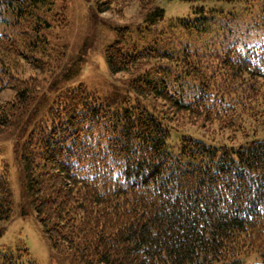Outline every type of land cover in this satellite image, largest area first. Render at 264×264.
Wrapping results in <instances>:
<instances>
[{"label": "trees", "instance_id": "16d2710c", "mask_svg": "<svg viewBox=\"0 0 264 264\" xmlns=\"http://www.w3.org/2000/svg\"><path fill=\"white\" fill-rule=\"evenodd\" d=\"M51 1L0 0V90L17 86L0 110V129L12 128L38 93L36 79L17 77L11 59L35 64L32 55L48 50L45 8ZM153 1L141 0L142 7ZM249 3L263 12L257 24L264 28V0ZM194 7V16L178 25L189 35L209 33L222 16L218 8ZM164 13L152 10L146 22L153 26ZM232 22H224L228 30ZM246 31L222 48L211 73L194 72L190 51H129L120 36L106 51L113 74L136 72L151 58L172 65L139 73L128 91L114 84L104 97L84 84L50 90L55 96L48 110L33 113L36 128L22 161L27 204L55 250L70 252L75 264H264V138L235 147L183 135L175 152L166 113L146 104L148 97L163 99L238 129L264 117V36L254 44ZM14 204L4 167L0 221L12 218ZM2 264L37 263L23 246L3 255Z\"/></svg>", "mask_w": 264, "mask_h": 264}, {"label": "rangeland", "instance_id": "374dc122", "mask_svg": "<svg viewBox=\"0 0 264 264\" xmlns=\"http://www.w3.org/2000/svg\"><path fill=\"white\" fill-rule=\"evenodd\" d=\"M111 1L114 2L111 4ZM249 1L229 3L213 0L192 4L183 0H154L149 9L142 7L141 0L51 1L45 8V16L50 18L45 23L50 31L47 37L48 50L32 55L35 64L19 56L11 59L16 72L14 74L23 80L36 79L39 88L34 100L28 102L20 117L13 119V127L0 129V170L5 167L8 171L15 199L12 218L0 221V264L3 255L17 252L23 246L29 250V260L37 264H75L70 252L53 248L35 211L27 204L25 192L27 174L22 152L31 132L36 128L34 111L48 110L47 104L55 96L50 90L58 85L65 89L84 84L88 90L104 97L112 91L114 84L124 88L127 86L125 91H128L130 81L139 73L143 74L151 67L162 64L172 65L165 59L151 58L136 72L113 74L107 64L106 51L120 36L125 37V49L129 51L156 48L175 56L190 51L194 72H214L219 64L217 55L226 47L227 42L237 40L239 32L247 30L246 26H250V30L246 31L247 41L256 44L264 36V28L257 24H263L258 16L263 12L258 5L254 6ZM101 3L111 4L110 9L99 11ZM196 5L217 7L216 15H222L218 22L210 26L209 33L199 36L186 34L188 32L178 25L180 18L194 16ZM157 8L165 10L164 19L151 26L146 22L147 14ZM227 21H233L229 30L224 25ZM191 75L192 79L199 80V75ZM68 77L71 79L65 82ZM16 88L15 83H11L0 90V110L13 101ZM146 104L166 113L173 126L169 145L175 152L183 135L235 147L264 138V117L255 121L249 118L238 129L229 128L217 120L210 122L204 116L176 110L163 99L148 97ZM23 209L27 212L23 213Z\"/></svg>", "mask_w": 264, "mask_h": 264}]
</instances>
